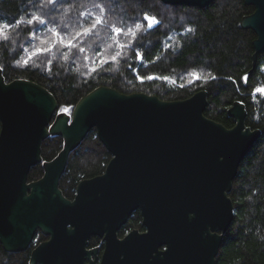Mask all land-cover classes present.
<instances>
[{"label":"water","instance_id":"1","mask_svg":"<svg viewBox=\"0 0 264 264\" xmlns=\"http://www.w3.org/2000/svg\"><path fill=\"white\" fill-rule=\"evenodd\" d=\"M204 7L213 0H162ZM254 10L241 18L252 29V65L264 51V0H245ZM246 78V79H245ZM208 91L164 100L146 92L124 93L99 85L83 95L72 113L58 111L56 96L28 78L7 81L0 67V243L26 250L38 230L48 236L30 254V264H96L87 248L103 236L100 264H216L234 218L229 195L240 162L261 135L246 124L247 108L235 100L226 126L205 114ZM112 154L102 174L77 184L67 197L60 179L71 152L91 129ZM60 135L58 154L43 160L42 142ZM42 163L41 177L29 180ZM140 208L148 232L123 240L116 229ZM167 248L160 255L158 246ZM85 260H88L85 263Z\"/></svg>","mask_w":264,"mask_h":264},{"label":"trees","instance_id":"2","mask_svg":"<svg viewBox=\"0 0 264 264\" xmlns=\"http://www.w3.org/2000/svg\"><path fill=\"white\" fill-rule=\"evenodd\" d=\"M98 4L104 6L103 13ZM253 10L245 0H213L204 7L162 0H58L55 6L45 0H0V22L13 25L7 39L0 37V67L7 81L28 78L46 86L58 100V111L63 107L73 111L77 101L99 85L124 93L155 94L164 100L183 99L206 89L205 114L231 127L235 121L227 109L235 100L243 101L246 124L260 128L261 135L240 162L233 180L229 195L234 218L223 237L216 264H264V96L256 92L264 85V51L258 55L248 81L242 79L252 65L256 34L242 27L241 18ZM84 12L102 15L104 23L78 38V47L56 44L49 51H38L48 49L56 39L47 31L49 27H56L68 38L90 26V20L81 15ZM30 13L44 16L48 24L27 25ZM144 13L157 17L159 23L149 28L142 21ZM19 18L25 23L16 25ZM138 22L143 26L135 30ZM113 25L125 32L132 28L135 38L126 34L116 37ZM42 39L49 43L41 44ZM117 40L126 46L119 48ZM117 52L120 55L111 59ZM137 52L143 59L137 58ZM100 59L106 62L100 64ZM188 71L201 72L203 80H181L179 77ZM63 144L60 135L44 139L43 160L55 157ZM111 156L96 129H91L70 154L60 179L63 193L72 198L79 179L100 172ZM43 173V165L38 163L32 166L29 180ZM46 238L38 230L31 245L18 252L6 251L0 243V264H30L32 248Z\"/></svg>","mask_w":264,"mask_h":264},{"label":"snow or ice","instance_id":"3","mask_svg":"<svg viewBox=\"0 0 264 264\" xmlns=\"http://www.w3.org/2000/svg\"><path fill=\"white\" fill-rule=\"evenodd\" d=\"M58 2V0H45V3L49 4V5H53L55 6L56 3ZM97 8L99 9V11L101 13H103L105 11L104 6L102 4H98L96 5ZM84 17H87L90 20V26L88 27H82L80 31L75 32L74 35L69 36L68 38H65L62 33L60 31L57 30L56 27H49L47 29V31L49 33L52 34V36H54L56 39L54 41H52V43L50 44L48 49L45 48H39L38 51H49L51 50V48H54L56 46V44H61L64 47H67L69 49L73 48V47H78V44L75 43V41L82 37L85 36L87 34H90L98 25L103 24L104 23V17L102 15H95V14H90L88 12H84L81 14ZM54 19V18H53ZM142 21L147 23V26L149 28L153 27L154 24H158L159 20L157 19V17L149 15L148 13H144L142 16ZM25 20L24 18H19L15 21L16 25H21L24 24ZM27 25H35V24H39V25H47L48 24V20L44 17L41 16L38 13H30L28 15L27 21H26ZM143 24L138 22L135 23V30H140L142 28ZM13 25L9 24L7 22H0V37L7 39L8 38V34L11 32ZM112 31L115 34L116 37H119L121 34H126V35H131L133 38H135L136 36V31H134L132 28H128L127 31L125 32L124 28L121 27H117L115 25L112 26ZM32 35L34 36L35 33H32ZM49 43V41L47 39H42L41 40V44H47ZM117 44L119 46V48L123 49L126 45L119 43V41L117 40ZM80 51L83 52L84 49L80 48ZM120 55V52H117L115 56L111 57V59L115 60L117 56ZM65 58H67V54L65 55ZM137 58L138 59H143V56L141 53L137 52ZM106 60L105 59H100L99 63L103 64L105 63ZM25 63H27V61H25ZM93 71L95 70V68L92 69ZM196 78H199L198 74H193ZM151 78V77H149ZM246 79V78H245ZM257 92H264V88H257L256 89ZM65 112L68 111V109L64 110Z\"/></svg>","mask_w":264,"mask_h":264},{"label":"flooded vegetation","instance_id":"4","mask_svg":"<svg viewBox=\"0 0 264 264\" xmlns=\"http://www.w3.org/2000/svg\"><path fill=\"white\" fill-rule=\"evenodd\" d=\"M104 170H105V168L102 169L100 172L92 175V176L83 177V178L79 179L78 183L85 178H90V177L102 174L104 172ZM76 188H77V185H76ZM76 188H75V194H76ZM75 194H74V196H75ZM74 196L72 198H74ZM69 198H71V197H69ZM148 230L149 229H148V226L144 222V216L141 212V209L135 208L134 210H132L130 212L127 219L116 229V236L119 240H123L129 234H135V235H133V237H138V236H140V234H145L146 232H148ZM87 248H89V249L97 248L98 249L97 254H92V258L96 259V264H100L102 261L103 253L106 249V240L104 239V237L99 236V235L91 236V238L89 239V242L87 244ZM166 248H167L166 244H161L158 246V251H159L160 255L163 253V251L166 250ZM162 256H163V254H162ZM87 262H88V260H85V263H87ZM169 263L172 264L171 256L169 258Z\"/></svg>","mask_w":264,"mask_h":264},{"label":"rangeland","instance_id":"5","mask_svg":"<svg viewBox=\"0 0 264 264\" xmlns=\"http://www.w3.org/2000/svg\"><path fill=\"white\" fill-rule=\"evenodd\" d=\"M198 74L199 78H196L193 74ZM181 80H184L185 82L189 83L191 81H196V80H203L202 74L201 72H196V71H188L185 75H182L179 77ZM174 82V79L172 80ZM258 88H264V85L259 86ZM257 92V91H256ZM261 95L264 96V92H258ZM65 109H68V113H72V109H70L69 107H63L61 108L59 111H64Z\"/></svg>","mask_w":264,"mask_h":264}]
</instances>
